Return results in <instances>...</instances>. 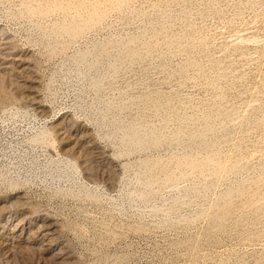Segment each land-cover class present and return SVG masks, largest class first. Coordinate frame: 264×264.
Wrapping results in <instances>:
<instances>
[{
	"label": "rangeland",
	"instance_id": "1",
	"mask_svg": "<svg viewBox=\"0 0 264 264\" xmlns=\"http://www.w3.org/2000/svg\"><path fill=\"white\" fill-rule=\"evenodd\" d=\"M0 264H264V0H0Z\"/></svg>",
	"mask_w": 264,
	"mask_h": 264
},
{
	"label": "bare ground",
	"instance_id": "2",
	"mask_svg": "<svg viewBox=\"0 0 264 264\" xmlns=\"http://www.w3.org/2000/svg\"><path fill=\"white\" fill-rule=\"evenodd\" d=\"M18 223H20V222H18ZM15 227V226H14ZM29 229V228H28ZM33 229V228H32ZM20 230H22V229H20ZM32 231V230H31ZM37 231V230H36ZM45 231V230H44ZM30 232V231H29ZM42 232V231H41ZM46 232V231H45ZM14 233V232H13ZM48 233V232H47ZM42 234H43V232H42ZM46 234V233H45Z\"/></svg>",
	"mask_w": 264,
	"mask_h": 264
}]
</instances>
